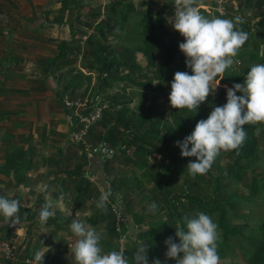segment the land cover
<instances>
[{
    "label": "rangeland",
    "instance_id": "374dc122",
    "mask_svg": "<svg viewBox=\"0 0 264 264\" xmlns=\"http://www.w3.org/2000/svg\"><path fill=\"white\" fill-rule=\"evenodd\" d=\"M124 2L81 0V5L89 6L92 10L79 14L78 21L72 25L74 36L70 35L66 25L58 24L59 27L55 28L56 38L53 39L52 30L46 26L47 33L43 31L42 34L47 37L41 38L42 44L30 43L29 56L33 59L30 64L0 57V67L3 69L0 70V107L9 102H17L29 111L28 142L32 161L37 164L42 161L49 163L41 167V177L38 178L40 183L28 187L31 193H26L23 202L18 201L19 207L22 208L21 203L24 206L32 204V199L42 194L44 203H48L54 213L49 217L54 224L17 226L12 229L16 239L12 242L0 240V243H8L13 249V261L5 259L11 264H30L37 249L45 252L43 264H61L59 261L63 259L66 264H76L72 250H63V238L71 234L69 225L73 218L85 221L94 214L96 202L105 191L110 192V196L103 212L104 221L98 226H90L101 233V245L105 251L122 250L129 264H133V252L138 243L152 240L147 237L148 234L144 238L136 235L132 239L130 226L146 230L154 228L158 234L162 229V240L156 242L155 250L150 249V254H147L149 264L154 260V255L151 254L153 252L162 264H175V258L166 256L168 246L165 243L169 237L173 242H178L175 228H179V223L175 218L178 215L191 216L197 211L204 212L212 208L216 198L215 182L223 188L220 197L225 199L222 206L229 228L255 236L259 229L258 224L264 223V186L261 185L264 184V123L255 124L258 131L257 152L248 160L235 164L232 159L217 155L209 170L200 174V177L185 173H174L171 176L165 174L167 158L164 154L168 145L165 129L172 127L169 115V85L153 79V69L147 66L139 53L135 55V63L141 68L138 71L121 67V61L116 55L107 59L111 66L103 71L94 58L100 46L107 41L114 42L115 37L120 35V29L125 27L120 20L125 12L124 7H114L117 22L111 24L113 30L107 29L104 23L100 26H96V23L104 18L113 4ZM166 2L167 6L162 5L160 0H132L126 13L132 17L133 14H145L150 9L153 12L171 14L172 10L175 11V6L172 0ZM198 6L202 14L210 18L219 15L229 19L241 17L242 23L238 27L243 31L247 29L246 45L233 57L236 68L226 69L225 77L221 80H235L238 75L244 78L248 68H242L239 64L241 60L255 54L264 58V0H198ZM54 7L46 12V18L47 21L55 23L63 18ZM69 16L68 21L72 22L76 12L73 11ZM65 17L66 14L64 20ZM136 23L138 17L129 19L126 25L134 26ZM173 32V27H169L170 34L165 38L167 42L173 39ZM251 40L258 46V51L251 48ZM63 41L68 44V52H72L70 55L78 53L77 59L56 73L45 74L43 68L46 60L35 57L34 50L37 51L39 47L45 50L47 45L57 47ZM179 52L181 56L174 58L172 72L185 62L183 53L180 50ZM54 54L56 51L53 50L51 55ZM70 55L68 59H71ZM3 60H6L5 64L2 63ZM113 70L118 77L125 76L126 79L110 81L104 85L103 78H108ZM13 71L18 75L12 78L14 81L10 77L14 74ZM21 73L26 89L15 91L14 86L21 85ZM149 80L152 82L151 86L146 85ZM56 92L63 95L61 102L56 98ZM123 108L124 113L120 115V119L124 124L129 121V124L136 125L144 120L146 123L143 129H147L149 121L158 119V139L146 140L145 143L134 140L128 146L127 142L132 139L127 133L130 130L128 126H118L117 130L122 134L113 136L111 142L103 143L96 136L88 137L90 126L104 112L115 117ZM169 135L174 142L182 140L173 128ZM122 138L125 140L123 143ZM61 155L63 157L58 160ZM99 160L102 162L100 170L97 169L100 166ZM92 163L96 164V168L90 167ZM236 168L242 171L241 177L231 175ZM66 170L67 174L64 173ZM47 173L53 179L54 186L49 185L50 189L45 190L44 185L49 182ZM9 180L12 177L7 178V183L0 180V195L7 196L13 191L7 188L11 187L10 183L7 185ZM86 186L88 187L85 188ZM85 191V194L79 195ZM11 196L14 198V195ZM232 198L237 199L234 208L227 204ZM153 201L157 204L155 213L148 210L149 203ZM249 202L252 206L244 207ZM172 204H175V213ZM19 216L21 219L18 223L22 224L24 213ZM170 216L171 221L165 226ZM57 242L56 254L50 246ZM48 250L50 253L46 257ZM217 253L218 264H243L242 253L234 243L226 244L219 252L217 241ZM178 256H182V253H178ZM2 262L4 260L0 257V264Z\"/></svg>",
    "mask_w": 264,
    "mask_h": 264
},
{
    "label": "clouds",
    "instance_id": "9594fccd",
    "mask_svg": "<svg viewBox=\"0 0 264 264\" xmlns=\"http://www.w3.org/2000/svg\"><path fill=\"white\" fill-rule=\"evenodd\" d=\"M172 3L175 11L170 23L184 38L178 48L191 74L188 71L173 74L168 99L178 110L186 108L196 113L198 106L213 93L212 82L216 81V89L225 77V70L234 65L233 57L246 42L248 33L237 26L241 22L239 16L206 17L199 10L198 0H172ZM225 88L226 103L213 105L207 118L198 120L190 134L174 142L182 157H195L186 165L190 176L205 174L221 150H238L246 139L245 124L264 123V63L251 65L242 83ZM109 196L110 192H102L96 207L106 210ZM156 209L154 201L149 203V211L155 213ZM18 213L19 202L0 195V217L4 222L16 225L21 219ZM53 215L50 205L45 203L39 211V222L44 224ZM69 227L75 237L71 250L76 264H129L122 250L105 251L101 233L84 220L73 218ZM175 229L178 242H173L171 237L165 240L166 256L175 258V264H218V225L210 215L197 211L185 216L183 227ZM147 247L144 241L138 243L133 264H149ZM44 254L40 249L35 250L30 264H43ZM152 264L162 262L154 259Z\"/></svg>",
    "mask_w": 264,
    "mask_h": 264
},
{
    "label": "trees",
    "instance_id": "16d2710c",
    "mask_svg": "<svg viewBox=\"0 0 264 264\" xmlns=\"http://www.w3.org/2000/svg\"><path fill=\"white\" fill-rule=\"evenodd\" d=\"M125 2L113 4L112 7L108 10V13L104 15V18L96 23V26H100L101 23L107 27V29L113 30V26L111 24L116 23L115 17H116V9L114 8L115 5L123 6L124 7V14L121 16L120 20L121 22H124L123 28L120 29V35L115 37L114 42L107 41L105 44H102L100 46L99 51L94 56L95 60L98 62L99 68L103 71H107L110 69L111 62L107 61V59L110 56L116 55L120 61H121V67L129 68L132 71H138L140 70V66L135 63V55L137 53L141 54L143 59L145 60L147 66L149 68L153 69V79L156 81H162L164 83H167L169 85V92H170V81L173 79V74L176 71H188L189 74H191V69L187 68L185 66V62H183L175 72L171 71V66L173 64V60L176 56L180 55L178 50V44L182 40V36L174 30L173 34L174 37L170 41H166V36L168 37L170 33H168L169 27H172L171 21L173 20L172 15L174 14V11H171V14H166V12H160V11H151L150 9L146 10L145 14H133V16H129L126 11L130 9L131 7V1L132 0H124ZM248 1V0H247ZM81 0H52L51 1V7L55 5H59V8L57 9V12L61 15L63 19L57 22H49L47 21V18L45 16V19L43 21H40V25H43L44 23L48 25V27H51L53 25L60 26L66 25L69 28V33L71 36H74V30H73V23L78 21L79 14L81 12H90L92 8L89 6L81 5ZM158 1H156L157 3ZM156 3H153L154 5ZM160 3L164 6H167L166 0H160ZM261 4V3H260ZM73 11L76 12V16L74 20L68 21L69 14H72ZM202 14V11H200ZM66 14L65 20L64 15ZM205 16V15H204ZM138 17V23L134 26L126 25V22L129 19L137 18ZM206 17H208L206 15ZM210 18V17H209ZM242 22H239L241 24ZM59 27V26H58ZM245 32L247 29L244 30ZM261 35V34H260ZM32 36V35H31ZM103 36V34H102ZM40 38L39 36H36V38L33 41L38 40ZM104 38V36H103ZM253 40H251L252 43ZM250 43V44H251ZM246 45V42L241 46L244 47ZM68 44L66 41L61 42L57 47L52 46V49L56 51V54L52 55V57L48 59H44L45 66L43 68V72L45 74H53L62 69L67 64H72L77 59L78 53L72 54L68 52ZM251 48L255 49V51H258V46L253 42L251 44ZM51 49V53L53 50ZM71 57V59H68V57ZM241 54H239V57ZM256 63H264V58L258 57L256 54L253 56H248L246 60H241L239 64H241L242 68L247 69L250 67V65L256 64ZM232 69H235V63L233 66H231ZM126 77H118L117 72L113 70V72L108 76V78H103V84L107 85L110 81H119V80H125ZM244 80L243 77L237 76L235 80L230 78H225L223 80L219 81V84L216 86L215 89V83L216 81H213L211 84V88L213 93H210L204 102H202L198 106V110L195 113L194 110H188L186 108L177 109L170 105L169 115L171 118V125L172 127L166 128L165 131V138L168 141L167 148L165 149L164 156L167 158L165 167H166V175L171 176L174 173H181V174H188L186 165L189 160H194L195 157H182L180 155V149L179 147L174 143V141L171 139L169 132L170 129L173 128V131H175L177 134H179L180 138H184L186 135L190 134L191 131L194 129V126L198 120L207 118L208 113L211 111L213 105H223L226 103V88L231 87L234 83H242ZM47 85V84H46ZM148 86L152 85L151 80L147 82ZM49 89V87H46ZM45 91V90H43ZM237 95H240L239 92L236 93ZM56 98L59 102L62 101L63 95L60 92L55 93ZM124 113V108L118 111L115 115V117H112L109 112H104L101 118L93 125L90 126V129L88 130V137L93 138L96 136L99 140V142L107 143L111 142L113 136L120 135L122 133L117 130L118 126L121 127H129L130 130L127 131L132 136V139L127 142V145L133 144L134 140H138L141 142H146V140L150 139H158V126H159V120L153 119V121H149L148 128L143 129V126L145 125L146 121L141 120L136 125H131L128 122L124 124L122 120L120 119V115ZM116 127V128H115ZM246 130V139L243 142L242 146L239 147L238 150L232 149V150H221L218 154L219 157H227L233 160L235 164H238L240 162H244L245 160H248L252 156H254L257 152V143H258V131L257 126L255 124H245L243 126ZM142 129V132H139V130ZM71 130V128L69 129ZM125 142V140L122 138L121 143ZM27 157V161H26ZM63 157L62 155L60 158ZM102 160V159H101ZM94 162V158L92 160ZM101 167V161L99 160ZM49 163H45V161H42L40 164L33 163L32 162V155H31V147L29 146L27 150L21 151H13V153L9 154L5 157L2 164H0V180L5 181L7 183V178H11L12 180L8 182L7 185H10L14 188L21 187L22 184L25 185V182L30 181V184H28V187L34 186L36 183V179L41 177L40 173L38 172L39 169ZM138 163H136L137 165ZM37 165V166H36ZM96 164L92 163L90 167L96 168ZM141 165V164H140ZM40 166V167H38ZM100 170V169H99ZM30 173L31 177H27L26 174ZM65 174L68 173L66 170L64 172ZM231 175H236L238 177H241L242 171L239 168H236L234 172L231 173ZM193 177V176H192ZM194 177H200V174H197ZM48 179V178H47ZM99 180V179H98ZM53 179L49 182L47 181L45 185H47L46 189H50L49 185L53 184ZM262 186H264L263 183H261ZM9 187V186H8ZM7 187V188H8ZM26 187V186H25ZM86 186L85 188H87ZM215 188H216V198H215V204L212 208L208 210H204L205 213L210 215L217 223L218 225V232H219V239H218V251L221 252L225 245L228 243H234L235 246H238L241 251V258L243 264H264V223L258 224L259 229L255 236L245 235L243 232H240L238 230H234L232 228H229L227 226V220L226 215L223 210L222 204L225 202V199L220 197V193H222L223 188L222 186H219L217 182H215ZM31 190H29L30 193ZM49 191V190H48ZM85 192H81L79 195L85 194ZM12 199V198H10ZM237 199L232 198L227 204L234 208L237 204ZM250 203V202H249ZM44 198L42 194H38L35 198L32 199V204L29 208H21L19 207V213H24V216L22 217V224L17 223L16 225H10L6 224L4 220H0V240L3 241H9L12 242L14 239H16V234L12 231L14 227L17 226H23V227H31L32 225H41L38 219L39 211L41 210L42 206H44ZM252 204H246L244 207L250 208ZM96 207V206H95ZM173 211L175 213V204H172ZM51 211V208H50ZM104 210L98 209L96 207V211L93 215L85 219V222H87L91 226H98L101 222L104 221ZM173 213V214H174ZM185 216L178 215L175 220L178 221L179 227H183ZM246 220H249V218H245ZM171 221V216L169 219L166 220L165 226L168 225V223ZM168 222V223H167ZM53 220L50 218L47 219V222L44 223V225H52ZM131 229V238L134 239L137 235L140 238H144L145 236L152 238V240H147L144 243L148 245L147 247V254H150V249L155 250V244L158 241H161V230H159L160 234H158L157 230H154V228L150 230L141 229V228H133V226H130ZM153 231V233H151ZM75 237L73 234H69V236L66 238H63L64 244L63 250L66 252L67 248L70 250L72 249V244L74 243ZM50 249H53V251L58 247V242L55 243L53 246H50ZM49 249V250H50ZM46 252V257L50 253V251ZM57 254V252H56ZM154 255L153 259H156L155 252L151 253ZM4 260L2 264H11L9 261L1 258ZM65 260H60L59 262L62 264ZM63 264H66L64 262Z\"/></svg>",
    "mask_w": 264,
    "mask_h": 264
},
{
    "label": "crops",
    "instance_id": "0c3cea01",
    "mask_svg": "<svg viewBox=\"0 0 264 264\" xmlns=\"http://www.w3.org/2000/svg\"><path fill=\"white\" fill-rule=\"evenodd\" d=\"M51 1L52 0H0L1 58L15 59L17 62L22 61L26 64H30L32 62L33 59L29 56V46L32 42L42 44L40 42L41 38L47 37L42 33L43 31L44 33H47L45 31V27L48 25L45 23L40 25V21H43L45 19L46 12L50 11ZM54 6L56 9L59 8V5L54 4ZM32 19L34 20L32 21ZM55 28L56 25L48 28L52 30L54 36L53 39L56 38L57 33ZM36 36H39L40 38H38L36 41H33ZM46 47L47 49L45 50L40 47L36 49L37 51L34 50V56L41 59H48L52 57V46L47 45ZM2 63L5 64L6 60H3ZM0 70L3 69L0 67ZM14 71L18 73V71ZM15 72L13 75H10L11 79L15 76H18ZM20 75L21 76L19 77L22 79V82L20 83L21 85L16 84L14 86L15 91H24L26 89L25 79L24 76H22L23 73ZM15 94H17V92ZM14 99H16V96H14ZM21 104L25 105L23 102ZM0 121V164H2L5 157L13 153V151H25L28 149L30 123L29 111H26V108L17 104V102H9V104L0 107ZM59 159L60 156L58 157V160ZM32 162L36 163L34 161ZM38 172L41 173V168ZM26 176L31 177L33 175L27 173ZM46 176H48L50 181L52 180L51 176H49V173H47ZM35 181L36 183L33 182L35 185L40 183L38 178ZM28 184H30V181L29 183L25 182V185L22 184L21 187L18 188H14L12 186L8 187L13 191L9 192L7 197L12 198V194L17 201L23 202L26 193L28 194L30 190L28 189ZM52 185L54 186V184ZM33 190L34 188H32V192ZM20 205H22V208H29L31 206V204L24 206L22 203Z\"/></svg>",
    "mask_w": 264,
    "mask_h": 264
},
{
    "label": "built area",
    "instance_id": "2783aa9c",
    "mask_svg": "<svg viewBox=\"0 0 264 264\" xmlns=\"http://www.w3.org/2000/svg\"><path fill=\"white\" fill-rule=\"evenodd\" d=\"M0 257L3 259L11 260L14 259L13 249L8 243H0Z\"/></svg>",
    "mask_w": 264,
    "mask_h": 264
}]
</instances>
